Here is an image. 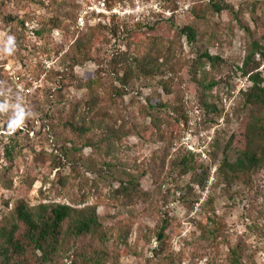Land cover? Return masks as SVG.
Masks as SVG:
<instances>
[{"label":"rangeland","instance_id":"obj_1","mask_svg":"<svg viewBox=\"0 0 264 264\" xmlns=\"http://www.w3.org/2000/svg\"><path fill=\"white\" fill-rule=\"evenodd\" d=\"M77 39L88 59L63 81ZM254 42L264 47V0H0V220L22 201L92 204L110 237L105 264H264V164L217 172L245 148L248 125H264L241 69ZM128 64L135 75L124 87ZM90 82L96 128L78 138L59 119L75 106L87 113ZM59 131L77 147L68 157ZM255 144L264 153V138ZM97 244L71 241L56 264Z\"/></svg>","mask_w":264,"mask_h":264},{"label":"trees","instance_id":"obj_2","mask_svg":"<svg viewBox=\"0 0 264 264\" xmlns=\"http://www.w3.org/2000/svg\"><path fill=\"white\" fill-rule=\"evenodd\" d=\"M213 7L216 11L224 9L219 4H215ZM10 19L11 21H15L16 18ZM19 22L24 24L21 20ZM181 32L186 35L189 41L196 39L195 29L191 26L187 25L183 27ZM85 46V42L77 39L72 45L70 52L64 55L67 56L68 54H72V52L75 53L72 58L73 63L70 67V73L68 72L69 70L65 69L69 76H66L63 81L70 78L75 80L73 70L75 65L82 64L88 59ZM256 54H259L261 59L264 60V47L261 48L258 42L253 43V48L246 55L241 69L245 75L249 74V79L252 81V85L248 88L247 92L249 102H256L264 106V78L260 76V72L256 71L260 66V62L255 58ZM203 56L209 60L217 58L208 52H204ZM132 62L138 65L139 70L144 75H149L153 72V66H150L151 62L147 63V61L140 58H135ZM133 75H135L133 68L131 64H128V66L121 70V76L118 79L126 87L127 82ZM63 84L59 86V91L62 89ZM85 87L89 90L88 99L85 101L87 113L78 112L79 110L75 106L68 120L62 122L59 119V127L68 128L78 138L86 137L89 139V133L96 128L94 118L89 115L98 108L100 98L98 93L94 92L92 82L86 84ZM57 133L55 132L54 135L59 140V143L62 144V134L60 131L59 134ZM246 136L249 140H247L245 148L240 152L235 161L230 162L228 155L225 154L217 170L219 174L227 175L247 172L259 168L264 164V162H259L262 160L264 153L255 144L257 137L264 138L263 122L259 120L251 122L247 127ZM70 143L71 146H67L66 142H63L62 146L59 147L62 153L60 155L68 157L69 153L77 150L74 142ZM6 151L10 154L8 148ZM190 155L193 156L194 154L190 152ZM179 167L183 173H188L193 169L192 163L186 157L180 161ZM208 177L209 173H205L204 178L198 182L201 189H205ZM132 184L133 181L128 178L126 182H122L121 187L117 188V191L129 190ZM166 225L167 223L164 221L160 227L158 235L161 239L165 236ZM87 235L95 237L98 244L91 252L81 251L78 257L76 254L72 264L77 260L79 264H105L108 255L107 245L110 237L100 220L95 205L85 204L83 206H76L56 201L29 204L22 201L7 216L0 220V264H56L70 249L68 247L69 242Z\"/></svg>","mask_w":264,"mask_h":264}]
</instances>
